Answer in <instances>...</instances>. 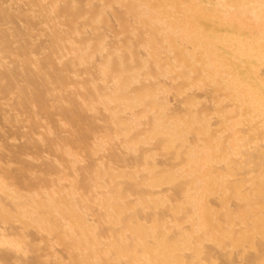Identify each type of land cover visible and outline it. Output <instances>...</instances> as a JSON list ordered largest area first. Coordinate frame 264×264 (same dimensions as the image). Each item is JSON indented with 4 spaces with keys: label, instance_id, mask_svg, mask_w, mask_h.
Listing matches in <instances>:
<instances>
[{
    "label": "bare ground",
    "instance_id": "obj_1",
    "mask_svg": "<svg viewBox=\"0 0 264 264\" xmlns=\"http://www.w3.org/2000/svg\"><path fill=\"white\" fill-rule=\"evenodd\" d=\"M156 3L0 0V264H264V98Z\"/></svg>",
    "mask_w": 264,
    "mask_h": 264
},
{
    "label": "rangeland",
    "instance_id": "obj_2",
    "mask_svg": "<svg viewBox=\"0 0 264 264\" xmlns=\"http://www.w3.org/2000/svg\"><path fill=\"white\" fill-rule=\"evenodd\" d=\"M123 1L138 3L140 6L161 1L160 5L156 3L152 9L153 16L158 22L168 25L174 31L170 32L174 35L171 43L176 42L181 36L185 39L184 43L189 45V49L192 45H199L198 49L202 55H198V60L206 58L216 68L219 76L216 78L218 83L224 81L237 87L244 85L251 88L253 86L252 89L257 92L259 90L264 98V86L259 80L264 77V0ZM198 8L201 10L199 11ZM258 70L262 71L263 77L260 74V77L257 75L260 73ZM221 91L218 92L220 96L231 94V91L226 92L227 89L224 90L225 95ZM256 151L252 152V158L249 157V161L262 159L264 163V158H258ZM262 152H264L263 147Z\"/></svg>",
    "mask_w": 264,
    "mask_h": 264
}]
</instances>
